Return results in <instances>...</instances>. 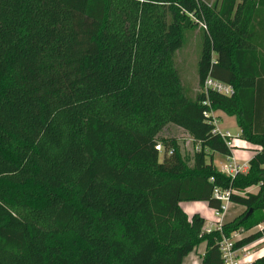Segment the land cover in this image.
Segmentation results:
<instances>
[{
  "label": "trees",
  "instance_id": "16d2710c",
  "mask_svg": "<svg viewBox=\"0 0 264 264\" xmlns=\"http://www.w3.org/2000/svg\"><path fill=\"white\" fill-rule=\"evenodd\" d=\"M211 111L255 146L246 173L213 163L237 146ZM215 188L246 209L205 232L181 204L221 210ZM235 233L264 238V0H0V264H185L202 244L199 264H225Z\"/></svg>",
  "mask_w": 264,
  "mask_h": 264
},
{
  "label": "built area",
  "instance_id": "2783aa9c",
  "mask_svg": "<svg viewBox=\"0 0 264 264\" xmlns=\"http://www.w3.org/2000/svg\"><path fill=\"white\" fill-rule=\"evenodd\" d=\"M204 88L208 92L210 90L216 91L218 93H221L223 95L230 96L234 93V87L232 85H229L227 83H224L218 79L212 78L211 76H208L204 82ZM207 115H211L213 117L215 126L217 124V121L214 117V112H206ZM216 132L220 133L224 138H226L228 147L232 148L233 141H232V135L229 131L222 132L218 129L216 126L215 129ZM156 149L160 152L164 151V146L159 143L156 145ZM168 155L173 154V149H169L167 151ZM230 163L224 165L222 171L225 172L227 175L235 176L239 172H246L249 165L248 163L238 164L235 161V158L232 159ZM230 190H222L220 188L214 189V196L222 201L221 210H216L215 215L218 218L217 223H208L206 228L204 229L205 232H211L214 229H221V225L223 224V219L231 205L230 200ZM257 228H261L257 227ZM241 233H235L231 237H225L220 242V250L222 253V257L224 259L225 264H249L248 258L250 255V250H247L246 246L242 248H236L235 243L238 239L241 238Z\"/></svg>",
  "mask_w": 264,
  "mask_h": 264
},
{
  "label": "rangeland",
  "instance_id": "374dc122",
  "mask_svg": "<svg viewBox=\"0 0 264 264\" xmlns=\"http://www.w3.org/2000/svg\"><path fill=\"white\" fill-rule=\"evenodd\" d=\"M188 44L185 45L177 54L176 56V66L179 70L182 83L185 86V90L190 93L191 89L193 88L195 84V80L197 77V67H198V60L200 55V40L199 35H194L188 42ZM228 117V116H227ZM219 126L224 129L225 126H228L229 130L233 135H236L241 130L236 124V120L233 117L225 118L224 123H219ZM181 138L180 141H182L183 147L185 150L189 151V153H192L194 149L198 148V145H194L192 138L185 132L182 133V135L179 137ZM163 154V152H161ZM210 160V157L208 158ZM227 163V157L226 155L216 153L214 156V164L217 166L218 169L222 170L223 166ZM189 203H202L203 205H206L202 201L198 202H183V207L188 210V213H190V204ZM191 204V205H193ZM194 205H201V204H194ZM207 206V205H206ZM209 208V207H208ZM203 211V208L201 209ZM208 217L215 215V211L210 209L208 210ZM230 207L226 213L225 216L230 215ZM229 213V214H228ZM216 217V216H215ZM263 244V245H262ZM263 246L264 248V242L261 244H254L250 248V252L252 253L254 250L258 249L259 247ZM201 251L202 246L199 247ZM201 254V253H200ZM197 252L190 255L186 261L185 264H198L199 263V255Z\"/></svg>",
  "mask_w": 264,
  "mask_h": 264
},
{
  "label": "crops",
  "instance_id": "0c3cea01",
  "mask_svg": "<svg viewBox=\"0 0 264 264\" xmlns=\"http://www.w3.org/2000/svg\"><path fill=\"white\" fill-rule=\"evenodd\" d=\"M227 116L228 115L226 113H224L223 111H215L214 112V117H215V119L217 121L216 126L218 127V129L220 131H222V132L229 131L231 133V131L229 130L228 126H225L224 129H222L219 126L220 121H221V123H224L225 122V118H229V117L235 118L236 124L238 125L236 117H234V116H228L227 117ZM240 130H241V128H240ZM231 135L233 136L232 137L233 145L234 146H237V147L234 148V149H232L231 155H226V157H227V163L226 164L230 163L231 161H233L232 159L235 158V161L238 164L248 163V165H249V161L251 160V158L253 157V155L255 153V151H254L255 146L253 144H251V143H249V142H247V141H245L244 139L241 138L242 137L241 136L242 135V130L239 133H237L236 135H233L232 133H231ZM215 155H216V153L213 154V163H214V156ZM248 169H249V167H248ZM248 169L246 170V172L248 171ZM246 172H244V173H246ZM249 191H251L253 193H257L259 191V186H253V187L249 188ZM203 203H205L207 205L206 202H203ZM189 204H190L189 206H190V211H191L190 213H188V210L183 207V203L181 205H182L183 209L190 216L193 215V214H195V213H199L200 215H202L206 219V223H205V226H204L205 228H206L207 224L210 223V222L215 223V224L217 223L218 218L215 217L216 215H213V216H210L209 215V217H208V212H209L208 210L211 209V208H208V205L206 206V205H203L202 203H194V204H201V205H194L193 203H189ZM191 204H193V205H191ZM202 208H203V211L201 210ZM245 209L246 208L244 206H242V205L235 204V203H231V205H230V212H231V214L225 216L224 219H223V222H228V221L233 220L235 217H237L240 214H242L245 211ZM262 242H264V238L259 239L256 242L247 245L246 248H247V250H250V248L254 244L255 245L256 244L258 245V244H261ZM201 246H202L201 251H199L200 248H198V250H197V253L198 254H200V253L203 254V252L205 250V244H202ZM200 255H199V257H200ZM262 255H264V248H263V246H261L258 249L254 250L252 253L250 252V255H249V258H248L249 264L251 262H253L256 258H258V257H260Z\"/></svg>",
  "mask_w": 264,
  "mask_h": 264
}]
</instances>
